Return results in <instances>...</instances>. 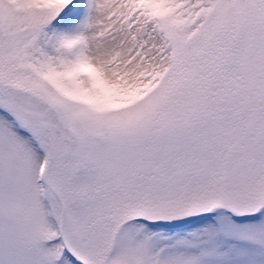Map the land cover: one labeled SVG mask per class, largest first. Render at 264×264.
<instances>
[{
	"label": "snow or ice",
	"instance_id": "snow-or-ice-1",
	"mask_svg": "<svg viewBox=\"0 0 264 264\" xmlns=\"http://www.w3.org/2000/svg\"><path fill=\"white\" fill-rule=\"evenodd\" d=\"M0 264H264V0H0Z\"/></svg>",
	"mask_w": 264,
	"mask_h": 264
}]
</instances>
